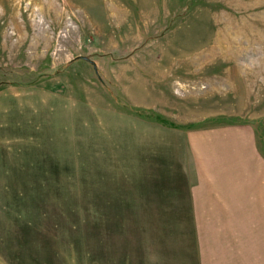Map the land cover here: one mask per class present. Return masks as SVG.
<instances>
[{
    "label": "rangeland",
    "instance_id": "rangeland-1",
    "mask_svg": "<svg viewBox=\"0 0 264 264\" xmlns=\"http://www.w3.org/2000/svg\"><path fill=\"white\" fill-rule=\"evenodd\" d=\"M0 264H264V0H0Z\"/></svg>",
    "mask_w": 264,
    "mask_h": 264
}]
</instances>
